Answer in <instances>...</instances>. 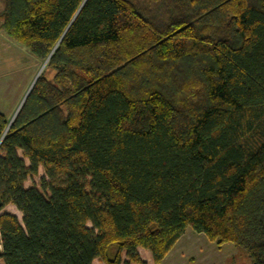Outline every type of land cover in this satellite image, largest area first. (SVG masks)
Listing matches in <instances>:
<instances>
[{
	"label": "trees",
	"instance_id": "16d2710c",
	"mask_svg": "<svg viewBox=\"0 0 264 264\" xmlns=\"http://www.w3.org/2000/svg\"><path fill=\"white\" fill-rule=\"evenodd\" d=\"M3 2L52 76L0 113V264H161L187 228L264 264V0Z\"/></svg>",
	"mask_w": 264,
	"mask_h": 264
},
{
	"label": "rangeland",
	"instance_id": "374dc122",
	"mask_svg": "<svg viewBox=\"0 0 264 264\" xmlns=\"http://www.w3.org/2000/svg\"><path fill=\"white\" fill-rule=\"evenodd\" d=\"M4 2L0 0V13ZM1 24V21H0ZM42 64L27 50L14 43L0 29V113L10 120L19 107L34 78L42 73L47 78L52 72L45 70ZM21 156V153L18 152ZM27 165L26 160H24ZM44 176L41 168L37 176L24 183L29 188ZM4 213L11 214L21 222V214L12 206H6ZM161 264H250L246 253L232 244L217 246L187 228L183 236L174 245ZM123 262L126 258L122 255ZM93 264H102L95 260Z\"/></svg>",
	"mask_w": 264,
	"mask_h": 264
},
{
	"label": "crops",
	"instance_id": "0c3cea01",
	"mask_svg": "<svg viewBox=\"0 0 264 264\" xmlns=\"http://www.w3.org/2000/svg\"><path fill=\"white\" fill-rule=\"evenodd\" d=\"M26 94V93H25ZM18 109V108H17ZM179 241V240H178ZM177 241V242H178ZM176 242V243H177ZM176 243H175V245H176ZM174 247V246H173ZM172 250V249H171ZM137 252H138V255H139V257H140V259L145 263V264H151V257H150V255H149V253L147 252V251H145V250H143V249H137ZM171 251H169V253H170ZM168 253V254H169ZM168 254L166 255V257L168 256Z\"/></svg>",
	"mask_w": 264,
	"mask_h": 264
},
{
	"label": "water",
	"instance_id": "95a60500",
	"mask_svg": "<svg viewBox=\"0 0 264 264\" xmlns=\"http://www.w3.org/2000/svg\"><path fill=\"white\" fill-rule=\"evenodd\" d=\"M45 63H46V61H45ZM37 77H38V75H37V76L34 78L33 82L31 83L30 87L28 88V90H27V92H26V94H25L24 98L22 99V101H21V103H20V105H19L18 109L16 110L15 114L13 115V117H14V116L17 114V112H18V110H19L20 106L22 105V103L24 102L25 98L27 97V95H28V93H29V91H30V89H31L32 85L35 83V81H36ZM13 117L11 118V120H10V123H11V121H12Z\"/></svg>",
	"mask_w": 264,
	"mask_h": 264
}]
</instances>
